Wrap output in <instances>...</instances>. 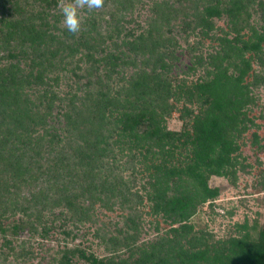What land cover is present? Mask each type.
Returning <instances> with one entry per match:
<instances>
[{"label": "trees", "instance_id": "obj_1", "mask_svg": "<svg viewBox=\"0 0 264 264\" xmlns=\"http://www.w3.org/2000/svg\"><path fill=\"white\" fill-rule=\"evenodd\" d=\"M55 6V0H0V173L6 179L0 178V216H5L2 208L18 216L10 225L0 224V235L16 237L28 223L29 215L20 214L24 207L18 205L16 181L35 183L43 198L46 191H61L59 177L63 164L70 161L69 153L65 155L68 149L73 153L74 172L94 181L91 175L100 172L106 150L117 149L136 154L142 167L151 166L157 174L196 180L207 198L218 196L207 181L233 164L232 155L238 150L233 135L245 121L242 110L248 104L239 85L252 68L250 62L234 63L238 71L234 78L225 76L223 70V75L213 73L210 80L171 88L163 82L165 63L154 60L150 69L146 61L140 67L135 64L132 55L146 49L143 34L117 43L118 33L97 23L98 28H83L72 35L58 27ZM222 14V8L209 6L200 22L209 26L207 17ZM259 44L248 47L256 52ZM217 65L219 69L221 64ZM125 73L135 75L129 77V93L124 99L119 94L112 96L111 76ZM61 81L68 91L60 90ZM157 96L159 101L154 103ZM169 98L195 104L198 110L179 133L164 125ZM182 149L191 154V162L179 160V167L172 165ZM150 184L152 191L146 197L153 210L167 204L173 216L188 219L189 197L182 192L166 197L159 184ZM11 187L15 196L7 194ZM72 196L67 193L57 203L61 201L71 211ZM181 227L190 230L186 223ZM252 229L255 236L232 237L223 249L193 250L184 247L183 231L175 230L168 240L138 247L134 258L133 254L121 260L73 247L64 250L61 264H264V225Z\"/></svg>", "mask_w": 264, "mask_h": 264}, {"label": "rangeland", "instance_id": "obj_2", "mask_svg": "<svg viewBox=\"0 0 264 264\" xmlns=\"http://www.w3.org/2000/svg\"><path fill=\"white\" fill-rule=\"evenodd\" d=\"M55 1L58 27L66 30L61 23L60 0ZM209 6L222 8L223 14L220 18L207 17L211 24L206 26L200 22V16L206 17L205 9ZM1 13L0 10V17ZM81 15L82 29L98 28L97 23L102 28L109 27L118 33L117 43L143 34L146 49L132 55L137 60L135 64L140 67L146 61L150 69L154 60L165 63L163 82L171 88L178 83L191 85L210 80L213 73L223 75V70L225 76L234 78L238 75L234 63L240 65L242 60H248L252 68L239 85L247 94L248 104L242 110L245 121L233 135L238 150L225 173L209 176L208 187L218 190V196L210 199L196 180L157 174L151 166L142 167L136 154L120 153L117 149L106 150L98 166L100 172L91 175L94 181L74 172L73 153L68 149L65 155L69 153L66 157L70 161L61 166L59 177L61 191L45 190L43 198L35 183L25 185L16 181L14 187L20 190L18 205L24 207L20 214L29 215V224L16 237L0 235V264H61L64 250L73 247L100 258L121 260L133 254L134 258L138 247L168 240L175 230L183 231L184 223L190 226L189 231L182 232L184 247L192 250L223 249L232 237H244L246 233L255 236L253 226L264 225V0H105L101 9L84 10ZM258 42V51L249 49ZM214 58L221 64L219 69ZM129 77L135 75L113 74L109 80L110 94L126 98ZM60 84L61 91L70 89L63 81ZM158 97L154 103L159 101ZM167 105L164 125L175 133L182 131L198 111L195 104L175 98H169ZM188 154L182 149L178 160L171 164L179 167V160L191 162ZM0 178L6 182L1 173ZM91 180L94 182L87 192ZM150 183L159 184L166 197L174 192L189 197L188 219L173 216L165 203L158 211L153 210V203L146 197L152 191ZM14 187L9 188L8 195L15 196ZM67 193L75 195L71 211L61 201L57 203ZM2 212V226L10 225L18 217L10 216L7 208H2Z\"/></svg>", "mask_w": 264, "mask_h": 264}, {"label": "clouds", "instance_id": "obj_3", "mask_svg": "<svg viewBox=\"0 0 264 264\" xmlns=\"http://www.w3.org/2000/svg\"><path fill=\"white\" fill-rule=\"evenodd\" d=\"M105 0H60L59 8L63 27L72 35H78L82 30V11L93 12L101 9Z\"/></svg>", "mask_w": 264, "mask_h": 264}]
</instances>
